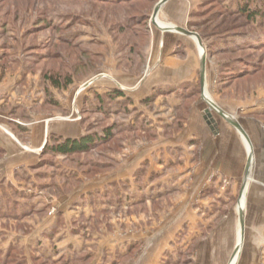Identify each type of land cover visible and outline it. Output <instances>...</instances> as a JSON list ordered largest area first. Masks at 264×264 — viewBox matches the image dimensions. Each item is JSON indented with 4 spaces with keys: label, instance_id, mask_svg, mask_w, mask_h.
<instances>
[{
    "label": "rangeland",
    "instance_id": "obj_1",
    "mask_svg": "<svg viewBox=\"0 0 264 264\" xmlns=\"http://www.w3.org/2000/svg\"><path fill=\"white\" fill-rule=\"evenodd\" d=\"M159 1L0 0V264L264 263V0H169L155 25ZM163 24L202 48H161ZM42 135L96 144L42 152ZM40 230L47 249L24 239Z\"/></svg>",
    "mask_w": 264,
    "mask_h": 264
},
{
    "label": "crops",
    "instance_id": "obj_2",
    "mask_svg": "<svg viewBox=\"0 0 264 264\" xmlns=\"http://www.w3.org/2000/svg\"><path fill=\"white\" fill-rule=\"evenodd\" d=\"M166 7L168 8V10L171 8V1H169L168 3H166L162 8H163V10H164V13L166 14ZM164 25V24H163ZM164 27H172V26H166V25H164L163 26V28ZM159 31H160V36H159V39H160V42H161V45H160V47L161 48H164V49H173V48H176L177 46V44L179 45L180 43H182V41L184 42V40L183 39H180L179 38V36H186V35H183V34H180V33H177V32H173V31H169V32H164V31H162V30H160V29H158ZM172 34H174L175 36H178V37H173L172 39H171V35ZM166 35H167V37H166ZM194 42H196V40L194 41ZM196 44H197V42H196ZM198 45H196V47H197ZM199 49H200V47H198ZM200 55H201V53H200ZM200 58H201V56H200ZM171 64H174V62H171ZM168 68H172L171 66H169ZM39 129H38V131L40 132H38L40 135L42 134V129H41V127H38ZM46 132V131H45ZM53 133L54 134H56V135H58L59 137L61 136V137H67V138H75V137H77L78 136V133H75V127H74V125L73 124H70L69 122H63V121H61V123H56V127H55V129H54V131H53ZM9 138H12V137H10L9 136ZM8 138V140H10ZM13 139V138H12ZM40 140L39 141H37V142H35V144H33L34 146L33 147H40L39 149H40V151L42 150V148H43V146L45 145V140H43V135L39 138ZM46 139V138H45ZM15 141V140H14ZM208 141H209V138H208ZM207 141V142H208ZM16 142V141H15ZM207 142H206V144H207ZM17 143V142H16ZM237 143V142H236ZM12 144V143H11ZM18 144V143H17ZM238 144V143H237ZM19 145V144H18ZM13 146H16V145H14V143H13ZM16 148V147H15ZM18 154L21 156V157H23V156H25L26 157V154H22L20 151L18 152ZM31 156V157H29L30 158V160H32L33 161V156L31 155V154H28V156ZM213 160H215V158L213 159ZM217 160V159H216ZM214 161H212V162H210V167H211V165H212V163H213ZM205 164H204V166L205 165H207V163L206 162H204ZM216 163V162H215ZM217 164V163H216ZM250 164V163H249ZM252 164V163H251ZM200 168H202V169H200ZM200 168H198L197 169V173H196V177H197V179H196V184H193V185H190V187H189V191H190V189L191 190H194V191H199V190H201L200 189V187H201V185H202V183H204L205 182V179H206V176L209 174L208 172V168H205L204 169V167H200ZM235 169H238L239 168V165L237 166H235L234 167ZM218 172H219V170H217ZM222 172H221V175H223V176H226V175H228V174H230V173H228L227 171H223V170H221ZM235 173H234V177L235 176H239V172L238 171H234ZM228 173V174H227ZM229 176V175H228ZM231 176H232V174H231ZM250 179V178H249ZM243 180H244V177L242 178V183H243ZM182 182L183 181H181V183L180 184H182ZM243 185V184H242ZM202 188V187H201ZM193 197H194V195H192ZM193 197H188V198H186V201H185V206H184V208H187V207H189V205H190V202H191V199L193 198ZM92 234V233H91ZM90 236V235H89ZM25 238L24 239H34V240H39V242H40V244H42L43 245V247L45 246L46 247V249L48 248V246H49V244H48V242L47 241H49V237L46 235V233H42V231L40 230V232H37V234H34V235H32L31 237L29 236V238H27L26 236H24ZM93 238L95 237V236H92ZM54 240H55V238H54ZM243 246H244V242H243ZM234 253V252H233ZM262 255V252H261V250L260 249H255V248H251V247H247V248H244L243 249V247L241 248V250H240V253H239V258H238V261L237 262H239V259H240V262H239V264H256V259H257V257H260ZM242 256V257H241ZM261 260L259 259L258 260V262H259V264L261 263L260 262ZM255 262V263H254ZM264 264V263H263Z\"/></svg>",
    "mask_w": 264,
    "mask_h": 264
},
{
    "label": "water",
    "instance_id": "obj_3",
    "mask_svg": "<svg viewBox=\"0 0 264 264\" xmlns=\"http://www.w3.org/2000/svg\"><path fill=\"white\" fill-rule=\"evenodd\" d=\"M168 1L169 0H160L159 3L156 5V7H155V9L153 11L152 18H151V22L153 24H155V20L158 17V14L160 12V9ZM160 30H162L164 32L173 31V32H177V33H180V34H183V35L192 37L194 40H196L198 47L202 48V46H201L202 44H201L200 38L195 33H192V32H189V31H187L185 29L177 28V27H164V28H162ZM204 63H205V53H203L202 54V57H201V66H202V70H201V88H202V90H204ZM206 113H207V116L208 117H211V115L208 113V111H206ZM217 113H219V115L222 116L231 125H233L234 127H236L239 130V132L241 133V135H243L245 137V139H247V137L245 136L244 132L242 131V129L240 128V126L238 125V123L236 121H234L232 119H228L219 110L217 111ZM247 141H248V139H247ZM250 154H248V163H247V166H246V169H245V172H244V180H243V185H242L243 187H242V192H241L240 196H242L243 191L246 189V184H247V182L249 180V175H250V173H249V163L251 161ZM247 186H248V184H247ZM239 213H240V217H239V223H240V241L243 243L244 242V234H245L244 233L245 232L244 231V219H243V216H242V212H239ZM238 251H239V243H237L236 246H235L234 253L232 255L231 260L234 258V256L236 255V253H238Z\"/></svg>",
    "mask_w": 264,
    "mask_h": 264
},
{
    "label": "trees",
    "instance_id": "obj_4",
    "mask_svg": "<svg viewBox=\"0 0 264 264\" xmlns=\"http://www.w3.org/2000/svg\"><path fill=\"white\" fill-rule=\"evenodd\" d=\"M102 1V0H101ZM107 1V0H104ZM111 2H122V1H128V0H109ZM247 12V9L245 7H241L239 9L240 14H245ZM250 15L248 18L250 19L253 14L248 13ZM243 73V71H242ZM109 97L110 99L118 98V97H124V94L121 90H115L111 94H107L106 97ZM110 131V130H109ZM107 132L104 134V138H108L110 132ZM96 144V137L93 135H84L78 139H66L63 140L61 143H58L55 146L49 147L48 143L46 142L43 146L42 152H48L51 151L56 154H62V155H76V154H82L87 152L89 149H91L92 146Z\"/></svg>",
    "mask_w": 264,
    "mask_h": 264
},
{
    "label": "bare ground",
    "instance_id": "obj_5",
    "mask_svg": "<svg viewBox=\"0 0 264 264\" xmlns=\"http://www.w3.org/2000/svg\"><path fill=\"white\" fill-rule=\"evenodd\" d=\"M155 25H158V24H157V20H155Z\"/></svg>",
    "mask_w": 264,
    "mask_h": 264
}]
</instances>
